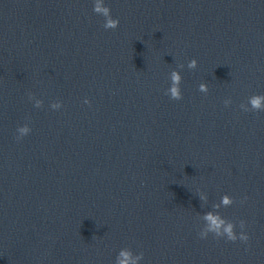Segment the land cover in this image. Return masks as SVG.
<instances>
[{"label": "clouds", "instance_id": "9594fccd", "mask_svg": "<svg viewBox=\"0 0 264 264\" xmlns=\"http://www.w3.org/2000/svg\"><path fill=\"white\" fill-rule=\"evenodd\" d=\"M101 10L104 12L105 15H108V13H109V9L108 8L101 9L99 6H96L94 8V11H97V12H99ZM118 24H119V20L118 19H111L110 18V19H108L107 23L105 24V28L115 29L118 26ZM195 63H196L195 60H193L191 62V64H190V67H194ZM173 82H174V85H173V87L170 90L171 91V96H172L173 99L179 100V99H181V96H180V92H179L178 87H176V84H178V82H179V77L175 73L173 74ZM201 89L204 90V86L203 85H201ZM261 99H262L261 97H254L253 98L252 104H253L254 108H257V109L260 108V100ZM224 203L228 204V203H230V201L227 198H225ZM206 219L212 221L213 225H215L217 227L219 226V223H218L217 219L214 218L213 216H211L210 214L206 217ZM225 231L228 234V240L236 241L238 239L237 236L232 232V226L231 225H229L225 229ZM239 239L241 241H245L246 242L248 240V236L242 234L239 237ZM122 255H126V254L122 253ZM121 264H127V261L126 260L125 261H121Z\"/></svg>", "mask_w": 264, "mask_h": 264}]
</instances>
